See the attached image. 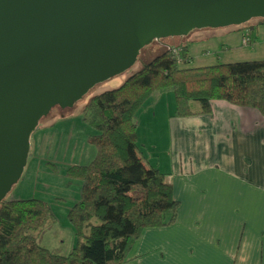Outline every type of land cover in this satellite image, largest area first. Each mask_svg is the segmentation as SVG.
I'll return each instance as SVG.
<instances>
[{
    "label": "trees",
    "instance_id": "16d2710c",
    "mask_svg": "<svg viewBox=\"0 0 264 264\" xmlns=\"http://www.w3.org/2000/svg\"><path fill=\"white\" fill-rule=\"evenodd\" d=\"M247 24L235 26L245 30ZM250 38V30L243 40ZM183 43L163 52L112 90L92 96L83 120L97 131L86 165H73L68 175L81 182L80 198L68 211L76 239L68 254L38 244L39 234L55 223L40 199L0 203V264H124L143 230L171 225L179 203L172 185L138 153L135 113L148 99L172 91L174 116L210 112L213 99L256 110L264 128V59L189 66Z\"/></svg>",
    "mask_w": 264,
    "mask_h": 264
},
{
    "label": "water",
    "instance_id": "95a60500",
    "mask_svg": "<svg viewBox=\"0 0 264 264\" xmlns=\"http://www.w3.org/2000/svg\"><path fill=\"white\" fill-rule=\"evenodd\" d=\"M264 20V0H0V203L39 120L128 70L154 40Z\"/></svg>",
    "mask_w": 264,
    "mask_h": 264
},
{
    "label": "crops",
    "instance_id": "0c3cea01",
    "mask_svg": "<svg viewBox=\"0 0 264 264\" xmlns=\"http://www.w3.org/2000/svg\"><path fill=\"white\" fill-rule=\"evenodd\" d=\"M249 30L253 49L264 52V29L247 26L242 37ZM210 105L208 113L166 119L167 161L163 172L155 168L172 185L177 216L143 230L132 264H264L262 117L217 99Z\"/></svg>",
    "mask_w": 264,
    "mask_h": 264
},
{
    "label": "rangeland",
    "instance_id": "374dc122",
    "mask_svg": "<svg viewBox=\"0 0 264 264\" xmlns=\"http://www.w3.org/2000/svg\"><path fill=\"white\" fill-rule=\"evenodd\" d=\"M247 25H252L257 33L264 29V20L254 18ZM181 43L192 56L189 66L264 59L262 50L244 44L242 30H235V26L194 29L186 36L152 41L139 51L128 70L94 85L72 107L52 108L31 133L23 173L5 196L6 200L34 198L47 203L55 223L39 234V245L58 254H68L76 242L68 211L79 201L81 182L69 176L68 169L73 165H86L94 158L95 147L88 138L97 134L83 120L84 105L92 96L118 88L129 75L161 54L165 47ZM174 99L173 92L166 91L156 98H148L135 113L138 153L147 166L156 167L158 162L162 172L167 161L165 150L162 151L164 124L168 115L174 116ZM129 258L124 264H132Z\"/></svg>",
    "mask_w": 264,
    "mask_h": 264
},
{
    "label": "built area",
    "instance_id": "2783aa9c",
    "mask_svg": "<svg viewBox=\"0 0 264 264\" xmlns=\"http://www.w3.org/2000/svg\"><path fill=\"white\" fill-rule=\"evenodd\" d=\"M250 38L247 36V38H245L244 40H243V42H244V44H246V45H248L250 42Z\"/></svg>",
    "mask_w": 264,
    "mask_h": 264
}]
</instances>
